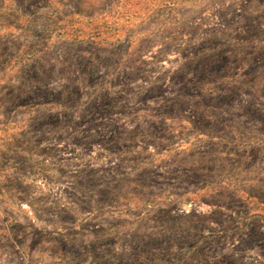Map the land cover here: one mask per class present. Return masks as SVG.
Wrapping results in <instances>:
<instances>
[{
	"label": "rangeland",
	"instance_id": "rangeland-1",
	"mask_svg": "<svg viewBox=\"0 0 264 264\" xmlns=\"http://www.w3.org/2000/svg\"><path fill=\"white\" fill-rule=\"evenodd\" d=\"M0 264H264V0H0Z\"/></svg>",
	"mask_w": 264,
	"mask_h": 264
}]
</instances>
